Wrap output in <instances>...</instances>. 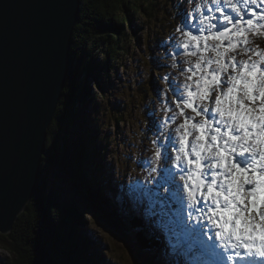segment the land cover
I'll use <instances>...</instances> for the list:
<instances>
[{"label": "snow or ice", "instance_id": "snow-or-ice-1", "mask_svg": "<svg viewBox=\"0 0 264 264\" xmlns=\"http://www.w3.org/2000/svg\"><path fill=\"white\" fill-rule=\"evenodd\" d=\"M190 7L179 14L172 46L198 59L194 67L187 62L190 75L180 66L182 82L169 79V119L181 122L166 134L154 125L148 176L117 181L116 194L146 201L159 216L164 259L152 264H264V50L248 47V34L264 30V0H192ZM240 47L247 60L237 59ZM98 72L63 45L56 103L64 95L68 110L70 99L88 100ZM51 121L33 146L18 197L40 205L46 229L37 245L51 257L42 264H88L73 223L96 215L94 196L111 165L90 143L88 113L75 138Z\"/></svg>", "mask_w": 264, "mask_h": 264}, {"label": "rangeland", "instance_id": "rangeland-1", "mask_svg": "<svg viewBox=\"0 0 264 264\" xmlns=\"http://www.w3.org/2000/svg\"><path fill=\"white\" fill-rule=\"evenodd\" d=\"M180 1L183 3L182 11H192L190 7L192 0H186L185 3L183 0ZM161 3L162 2H160V5ZM80 14L81 11L79 12L77 23L81 20ZM161 14L162 12L158 17V20H153L152 23L147 18H139L133 22L132 25L134 28L132 29V32L135 30V37H139L138 46L136 47L134 45V48H131L133 56L126 57L124 55L122 64H119V62L111 63L109 71L111 76L104 79L100 93L97 83H93L91 91L97 96L95 98V103L89 97L88 100L87 98H81L80 102H77L76 104L77 108H75V112L79 116L78 120L71 118L70 112H68V115L65 117V120L68 123L67 125H69L71 129L74 127L72 132L69 133L71 137L75 138L78 133L84 130L88 113L90 143L92 146L95 137L100 141L104 138L106 139L102 145L101 152H103V154L100 155V157H103L104 161L111 165L110 169L115 179L112 178L111 174V178L108 177V181L106 178V172L104 173L98 188L100 192H97V196L99 197L94 196L93 203L96 211L102 213V218L104 217V213L101 211L100 206H105V208L109 206V209L117 210L115 221L125 222L123 223V228L110 220L114 229L118 231V236L113 234L110 235V232L108 233L95 225V223L90 220V217L92 216L91 214H85V220L83 219V222L78 221L77 224L75 223L73 225L78 253L88 261V264H152L153 261H162L164 259L162 240L159 237V232L155 228V221L159 219V216L151 215L149 210V212H145L144 215L142 214L145 221L140 222L139 224H143V227L140 228V230H130V224L132 223L128 221L129 218H135L134 215L145 211L144 205L142 208L138 209L136 207L137 202H130L127 200L122 201L116 194L117 181H123L126 185L129 177L144 180V178L148 176V165L144 162H147L153 157V153L157 147V145L153 143L158 134L154 125L159 124L163 132L166 134L168 131L175 129L177 124L181 122L179 120L172 121L169 119V117L173 115V113L169 111V108L174 109V94L169 85V79L182 82L184 80V75H181L180 73V66L183 65L185 68V75H190V73L187 72L189 66L187 62L191 61L194 67L195 62L198 59L197 56H186L182 50L179 55L176 54L177 50L172 46V41L173 37L179 38V34L176 32V28L180 26L179 17L176 12H171V14L165 17ZM86 17V21H88L90 15L86 14ZM162 20H164V22ZM166 23L171 25V28L173 27L172 29H168V33H164L163 30L160 29L161 25ZM152 27L156 30L158 28V30L161 31V33H157L162 40L158 44L167 48L168 53V58H162L164 62L161 61V66L158 67L156 64L157 68L153 69L150 68V63L153 64V60L151 59V56V60H149L146 45V37L148 33L151 32L150 35L155 38L154 30L151 29ZM126 29L130 31L128 27ZM248 39V47L264 50V30H261L258 33H249ZM79 43L80 42L75 43L73 40L74 46L72 44V52ZM133 43L136 44V41L134 40ZM238 51L240 53L237 55L238 60L248 59V55L245 54L243 47H240ZM233 54L235 55V53ZM204 55L212 57L215 54L209 52ZM174 63L177 67H172ZM100 72H102V69ZM152 76L154 77V84H157L159 93H157V95L155 94L154 97H145L143 93L138 90V86L144 85L145 81L148 79L150 80ZM105 77L106 75L103 76V78ZM148 89L151 88L148 87ZM105 96H107L108 99ZM63 97L64 95L62 98ZM61 99L60 102H62ZM148 99L151 102V105L147 106ZM108 101L116 104L118 108L117 113L124 112L125 116L121 117L119 121H116L109 116L112 107L109 105ZM93 103L101 108L103 115L102 113H100V115L98 114V109H94ZM74 104L73 101L72 105ZM145 111H148L150 116L148 123H146L145 118L148 116ZM65 112H67V110H65ZM188 114L192 115L190 110L188 111ZM151 117L153 119L152 123ZM98 136H100V138ZM174 155L175 153H173V156ZM139 203H146L148 207L146 201ZM29 206L30 204L28 203V206L21 211L22 213L19 215V219L14 222L15 225H13L14 228L11 232H0V264H8V262L16 261V258H12L14 254L9 248L12 247L18 251L16 249V245L19 243L18 239L20 240L19 248L22 249L23 253L21 256L22 261L17 264L27 263L34 241L32 227L38 225V217L30 224L21 219ZM151 211L158 213L159 206ZM20 222L21 224H19ZM104 222H106V219ZM104 222L101 224H103V227H106ZM131 222H134V220H131ZM108 226L110 228L109 224ZM16 228L17 233H15ZM87 230H90L91 232ZM136 231H141V233ZM92 232L98 234V239L103 242V244L99 243L97 245L95 234L90 235V233L93 234ZM17 234H19L20 237H18ZM123 241L126 243L123 244ZM22 242L25 243L24 246L22 245ZM113 245L115 249L113 248Z\"/></svg>", "mask_w": 264, "mask_h": 264}, {"label": "water", "instance_id": "water-1", "mask_svg": "<svg viewBox=\"0 0 264 264\" xmlns=\"http://www.w3.org/2000/svg\"><path fill=\"white\" fill-rule=\"evenodd\" d=\"M80 4L0 0V232H11L30 202L18 196L31 168L33 146L43 131L47 135L45 126L58 109V67L63 45L72 48ZM101 215L96 211L94 216L100 224L111 222ZM106 222L105 228L118 236Z\"/></svg>", "mask_w": 264, "mask_h": 264}, {"label": "trees", "instance_id": "trees-1", "mask_svg": "<svg viewBox=\"0 0 264 264\" xmlns=\"http://www.w3.org/2000/svg\"><path fill=\"white\" fill-rule=\"evenodd\" d=\"M183 1L185 3L186 0H183ZM160 2H162L161 5H160ZM181 5H183V3L180 0H161V1L159 0H82L81 9H80L81 20H79V22L76 24V27L73 33L74 42L75 43L80 42V43L78 46L75 45L77 47L74 49L73 53L77 57L86 58L92 61L94 66L99 69V72L97 73V79L99 80V83H97L99 87V93L101 92V87H102V83L104 82V79H107V77L111 76V74L109 73L111 63L119 62V64H122L123 56L125 55L126 57H132L133 54H132L131 48H134V45L137 47L139 44L138 43L139 37H135L136 31L134 30L132 32V29L134 28L132 25L133 22H135L139 18L140 19L147 18L152 23L153 20L154 21L158 20V17L160 16L161 12H162L161 15L164 17L171 14V12H176L179 17V14L182 12V9H183ZM86 14L90 15V19L88 21H86L87 20ZM162 21L164 22V20ZM127 27L130 29V31L126 29ZM170 28H171V25H168L167 23L161 25L160 27V29L163 30L164 33L165 32L168 33L169 32L168 29ZM151 29L154 30L155 38H153L150 35L151 32L148 33L146 37V40H147L146 45L148 49L147 54H149V60L152 59L153 64H154L153 65L152 63H150V68L153 69V68H157V66L158 67L161 66V61H163V59L165 58H168V53H167V48L158 44L162 40L160 39V36L157 33L158 32L161 33V31H159L158 28L157 30L153 29V27ZM134 40L136 41V44L133 43ZM95 53H96V57H95ZM150 56H151V59H150ZM101 69H102V72H100ZM104 75H106L105 78H103ZM153 80H154V77L152 76L150 80L148 79L147 81H145L144 85L138 86V90L142 92L145 97L147 96L154 97L155 94L157 95V93H159L157 84H154ZM147 86L151 89H148ZM88 97L91 98L95 103V98L97 96L96 94L92 93L91 87L89 89ZM81 98H86V97L81 96V97L76 98V100L74 101L75 103L74 105H72L73 101L70 99L69 104H68V110L67 112H65L66 104L68 103V101H66L65 98L63 97L61 99L62 102H59L57 112L55 113V116L53 118L52 125L61 127L62 131L68 137H71L69 133L72 132V129H74V127L71 129L70 126L67 125L68 123L66 122L65 117L68 115V112H70V117L75 118V120H78L79 116L75 112V108H77L76 104L77 102H80ZM108 102H109V105L112 107L111 111L109 112V116L111 118H114L116 121H119L121 117L125 116L124 112L117 113L118 108L116 104H113V102H110V101ZM148 105H151V102L149 101V99L147 100V106ZM94 109H98V114L100 115V113H102L103 115V111H101V108H99L95 104H94ZM145 112H146V115L148 116L147 118H145L146 123H148L150 116L148 114V111H145ZM152 120L153 119L151 117V123L153 122ZM98 137L100 138V136ZM71 138H74V137H71ZM105 141H106L105 138L102 139V141H100L97 137L93 139L92 147L94 149V152L97 155L99 154L98 156L103 154L101 150H102V145ZM111 174H112V178L115 179L111 169L110 170L108 169L106 171V178L108 181H109V178H111L110 177ZM97 192H100V191L97 190L95 193V196L99 197L97 196ZM29 204L30 206L28 207V210L26 211V213L21 219L24 222L26 221L30 224L35 218L38 217V225L36 227H32L34 241H33V246L31 249L30 256L26 264H42L43 261L51 258L50 255L46 251H44L37 245V240L44 233L46 229V225L44 224L43 219H42V214H41L39 203L31 201ZM139 206L140 205L136 204L137 208H139ZM142 206L143 205H141L140 208H142ZM100 208H101V211H103V213L113 223H116L119 227L122 226L124 228L123 223L125 222L115 221V214L117 211L116 209H109V206H107L106 208L105 206H100ZM144 208H145V205H144ZM145 212H147L146 208H145V211H142L137 215L133 214L135 218H132V217L129 218L128 221L132 223L130 224V227H131L130 230H133V229L140 230V228L143 227V224H139V223L145 221L144 216H142V214L144 215ZM105 215L103 216L106 217ZM90 220L93 223H95V225L99 226L102 230L109 233V231L105 227L102 226L103 224H100L99 220L95 218L93 215L90 217ZM131 220H134V222H131ZM75 223L77 224L78 221H75L73 225ZM107 223L112 227L113 230H115L111 222H107ZM19 224H21V222ZM136 224L139 227L136 226ZM136 232L141 233V231H136ZM15 233H17V228H16ZM92 233L95 234L96 236L97 245L99 243L103 244V242H101L98 239V234L95 232H92ZM109 234L112 235L113 233L110 231ZM17 236L20 237L19 234H17ZM132 237L135 238L134 236ZM18 242H19L18 245H16V249L18 251H16L12 247L9 248L14 254L12 258L13 259L16 258V261L8 262V264H17L22 261L21 256L23 252H22V249L19 248V244H20L19 239H18ZM122 243L125 244L126 242L123 241ZM22 245L24 246L25 243L22 242ZM113 248H114V245H113Z\"/></svg>", "mask_w": 264, "mask_h": 264}, {"label": "bare ground", "instance_id": "bare-ground-1", "mask_svg": "<svg viewBox=\"0 0 264 264\" xmlns=\"http://www.w3.org/2000/svg\"><path fill=\"white\" fill-rule=\"evenodd\" d=\"M80 9H81V8H80ZM101 90H102V89H101ZM84 115H85V114H84ZM30 202H31V201H30ZM30 202H29V203H30ZM34 204H35V203H34ZM27 206H28V205H27ZM27 206H26V207H27ZM102 212H103V211H102ZM106 213H107V212H106ZM18 218H19V216H18ZM136 226H138V225L136 224ZM140 226H141V225H140ZM138 227H139V226H138ZM88 228H89V227H88ZM89 229H90V228H89ZM22 231H23V230H22ZM89 231H90V230H89ZM90 232H91V231H90ZM21 237H22V236H21ZM15 239H16V238H15ZM10 253H11V252H10Z\"/></svg>", "mask_w": 264, "mask_h": 264}, {"label": "clouds", "instance_id": "clouds-1", "mask_svg": "<svg viewBox=\"0 0 264 264\" xmlns=\"http://www.w3.org/2000/svg\"><path fill=\"white\" fill-rule=\"evenodd\" d=\"M85 121H86V120H85ZM137 204L140 205V206H141V205H146V203H145V204H140L139 202H137ZM140 206H139L138 209H140Z\"/></svg>", "mask_w": 264, "mask_h": 264}]
</instances>
